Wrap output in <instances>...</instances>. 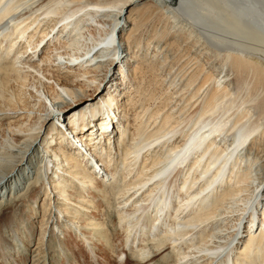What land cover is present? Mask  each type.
Instances as JSON below:
<instances>
[{"label":"bare ground","instance_id":"bare-ground-1","mask_svg":"<svg viewBox=\"0 0 264 264\" xmlns=\"http://www.w3.org/2000/svg\"><path fill=\"white\" fill-rule=\"evenodd\" d=\"M249 74L264 75V0H0V124L14 141L0 203L48 185L44 202L78 233L101 193L145 264L167 238L173 264H264V117L259 93L242 92ZM29 108L43 111L38 129ZM183 115L195 125L180 132ZM196 223L209 254L179 253ZM16 240L4 216L0 264L39 262Z\"/></svg>","mask_w":264,"mask_h":264},{"label":"rangeland","instance_id":"rangeland-1","mask_svg":"<svg viewBox=\"0 0 264 264\" xmlns=\"http://www.w3.org/2000/svg\"><path fill=\"white\" fill-rule=\"evenodd\" d=\"M245 86H248L250 88L249 90L250 94L254 95L255 93H259V99L257 100L255 104L260 105L259 107L262 112L261 114L264 117V75L263 76H256L254 74L247 75L246 79L241 83L242 92L244 93H246L244 91ZM171 101H172L171 104H174L173 99ZM29 110H32V108H29ZM32 111H34L33 112L34 118L31 119L30 122L28 121V124L38 129V127L41 125L40 118H41V115L43 114V111L41 108L37 110H32ZM119 115L120 113L118 111L117 116ZM157 116L153 120L151 118V115L145 116L143 119V124L145 125L147 122L148 124L152 123L154 120L158 119ZM193 118L194 117L192 116H188V117L185 115L181 116L178 120H176L177 122L176 128H178L180 132H181V129L184 132V128L185 129L191 128L192 125L193 126L195 125V123L193 124V120H192ZM63 120H66L65 115H64ZM3 123H6V122H3ZM169 126L166 127V129H168L167 133L172 132L176 124H174V127L170 126L169 128ZM0 127H1L0 134L2 133L0 136V151L5 152L3 148H6V145L14 141L10 139L11 136L9 135L8 130H6L7 125L0 124ZM6 136H7V139H5ZM2 137L4 139H2ZM38 147L41 149L40 144ZM99 163L102 164V162L100 161ZM233 164L234 162L231 165ZM101 166L102 168L97 166V169H96L97 175L98 176L104 175V178H106L103 172V165ZM26 184H27L26 186L24 185L25 189H22L20 191L22 192V195H20L22 197H20L19 195H15V196L13 195L12 197L7 198V200L4 201L3 203H0V223L3 221L4 216L8 215L11 217L12 228L15 231L17 239H18L16 240V244L23 243V247L26 249L25 251H29L30 260L33 256L39 260V262H35L34 264H40L41 262H43V259L45 258L48 264H145L144 260H146L147 258H145L144 260L142 259L145 253L141 255L142 257H139L137 256V252H136L137 248H134L135 249L134 252L131 250L128 251V248L130 249V247L132 248L136 247L135 245L130 246L131 245L130 243L132 241L128 242V245H127L128 248L125 246L127 231L125 228H123V226L119 224L118 212L115 211L116 202H117L115 201V199L112 200L113 198L110 197V204H107L106 202L102 200L101 193L93 194L92 192L90 193L93 198V201L91 203L92 206L87 207V212H86L87 214L85 212L84 213L82 212L80 214L81 216L76 215V217L81 219L80 222L82 223L79 225V227L81 231L86 233L85 238L90 240V242H88L85 238L81 237L80 235L81 231L77 233L72 228L67 227L69 226V224H67L66 217L63 218L60 216V220L55 219L54 213L56 212L57 204L55 205L53 201L54 200L53 196L50 194L51 203L44 202L45 197L43 195L46 194L48 185L47 186L45 185L42 186V184L41 185H38V184L29 185L27 181H26ZM34 192L38 193L37 203H36L37 205L34 203V201H32L34 198ZM47 194H49V192ZM109 195L111 194H108V196ZM72 197H73V200H72ZM69 201L77 202L78 204L76 194H73L71 196V199H69ZM43 202L47 204L43 205ZM42 205L43 207H45L44 210L41 209ZM88 215L89 216L91 215V217L95 218L94 221L96 223H99V222L101 223L102 227L104 228V231L106 232L104 233L105 238L101 237L100 235H98L97 232L93 231L91 224L87 223V221L89 222L92 219ZM84 223H87V224L85 225ZM201 223H196L192 227H190L186 235L195 236L199 238L200 235L193 233L192 229L196 226H199ZM59 224H62L60 225V226H63L62 228L64 227L66 228L58 229ZM70 227H72L71 224H70ZM133 233H132V237L135 235V231ZM4 237L11 238L10 232L5 231ZM204 237L208 239V235H205ZM175 240L176 239L167 238L164 241V246L162 247V249L157 250V251L155 249L150 250V253H148V255L149 256L154 255L151 258V260H153L152 264H173L176 262L175 260L176 257L173 254H170L171 249L169 247V245ZM208 243L209 242L207 241L200 242V238L196 239L195 241H188V243L185 244L183 248H180L179 253L188 251L187 253L190 254V253H194V250H195L197 253H199L198 255L202 256L203 254H200V253L207 252L206 250H207ZM139 247H143V244H140ZM188 247H190L191 249H188ZM49 250H50L49 255H47V252ZM45 253H46V256H45ZM207 253L209 254V252ZM120 254H124V256L122 257L120 256ZM144 257H148V256H144ZM24 258L25 256L22 258L23 260H21L20 263H15V264H30L31 261L25 263ZM159 258L161 259L159 260ZM166 259L168 260V262Z\"/></svg>","mask_w":264,"mask_h":264}]
</instances>
